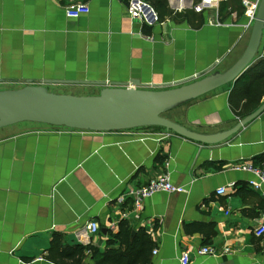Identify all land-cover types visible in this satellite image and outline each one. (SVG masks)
<instances>
[{"label":"crops","instance_id":"1","mask_svg":"<svg viewBox=\"0 0 264 264\" xmlns=\"http://www.w3.org/2000/svg\"><path fill=\"white\" fill-rule=\"evenodd\" d=\"M199 1L167 0L172 15L147 26L128 16L129 0H0V90L162 89L226 70L250 36L243 0L196 12ZM72 3L89 12L67 17ZM262 58L264 30L250 66ZM231 88L169 119L203 134L230 129L243 95L230 98ZM238 164L264 168V111L212 145L166 130L0 128V264H181L185 251L189 264H264V233L254 235L264 226V197ZM164 173L185 191L156 192L136 207L130 191ZM201 245L230 251L201 256Z\"/></svg>","mask_w":264,"mask_h":264},{"label":"water","instance_id":"2","mask_svg":"<svg viewBox=\"0 0 264 264\" xmlns=\"http://www.w3.org/2000/svg\"><path fill=\"white\" fill-rule=\"evenodd\" d=\"M263 30L264 0H260L247 46L229 68L214 70L162 89L101 84L103 86L96 95H72L28 84L17 89L0 90V128L24 122L88 132L161 127L202 144L224 142L264 111V101L230 129L212 134L192 131L165 114L233 83L254 60Z\"/></svg>","mask_w":264,"mask_h":264},{"label":"built area","instance_id":"3","mask_svg":"<svg viewBox=\"0 0 264 264\" xmlns=\"http://www.w3.org/2000/svg\"><path fill=\"white\" fill-rule=\"evenodd\" d=\"M259 1H248L243 0L242 5L245 9V16L247 18V24L245 27H249L256 16ZM217 8V0H200L197 4L193 5V9L196 12H202L205 8ZM89 12V7L86 3H72L65 7V14L70 18H77L81 14ZM126 12L131 19L140 21L141 23L152 26L160 23V19L156 10L146 0H129ZM217 25L220 23L217 21ZM168 166V162L165 163ZM235 169L248 171L253 174V178L248 181V186L256 191H260L264 197V168L255 167L251 164H238L234 165ZM185 189L182 186L173 184L170 180L169 173H164L158 177L151 178L145 185L137 187L130 191V195L134 199L136 207L141 205V202L153 195L156 192H167V193H181ZM217 195H225L226 187H220L216 190ZM87 229L90 233L94 234L99 230V226L96 222H90L87 225ZM264 233V226H259L254 229V235L260 236ZM230 249L224 247L217 249L210 245H201L196 249V254L201 256H220L222 254L229 253ZM156 253V251H154ZM181 264L190 263V255L188 252L181 253L179 258ZM94 264V263H91Z\"/></svg>","mask_w":264,"mask_h":264},{"label":"trees","instance_id":"4","mask_svg":"<svg viewBox=\"0 0 264 264\" xmlns=\"http://www.w3.org/2000/svg\"><path fill=\"white\" fill-rule=\"evenodd\" d=\"M146 1L156 10L160 20H163L165 17L172 15V11L168 6L167 0ZM231 84L232 88L230 92V98L233 92L243 94L241 101L236 104L238 118H243L247 114L257 109V107L261 104L260 102L262 96H264V58L257 61L252 66H249ZM151 128L156 131L163 130L162 128ZM53 245H55V243H53Z\"/></svg>","mask_w":264,"mask_h":264},{"label":"rangeland","instance_id":"5","mask_svg":"<svg viewBox=\"0 0 264 264\" xmlns=\"http://www.w3.org/2000/svg\"><path fill=\"white\" fill-rule=\"evenodd\" d=\"M221 88V87H220ZM48 89V88H47ZM49 90V89H48ZM218 90V89H217ZM50 92H55V93H71V91L69 89H65V88H50L49 90ZM86 91L88 94L86 95H96L99 93V89H96V90H84ZM212 93V92H211ZM181 107V106H180ZM181 111V108L177 107L175 109H172L171 111L167 112L165 114V116L167 118H176L178 116V113ZM24 123H29V122H24ZM19 124H22V123H19ZM19 124H16V125H19ZM44 125V124H43ZM47 126H50V125H47ZM53 127V126H52ZM60 128H64V127H60ZM156 128H161V127H156ZM137 129H150V130H154L153 128L151 127H145V128H137ZM163 130H165L164 128H162Z\"/></svg>","mask_w":264,"mask_h":264}]
</instances>
